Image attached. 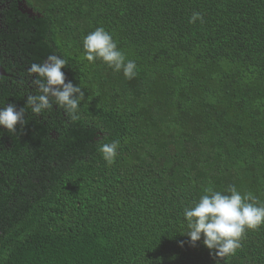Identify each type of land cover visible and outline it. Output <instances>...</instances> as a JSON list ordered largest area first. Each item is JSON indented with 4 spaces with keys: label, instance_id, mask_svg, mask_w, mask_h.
Wrapping results in <instances>:
<instances>
[{
    "label": "trees",
    "instance_id": "obj_1",
    "mask_svg": "<svg viewBox=\"0 0 264 264\" xmlns=\"http://www.w3.org/2000/svg\"><path fill=\"white\" fill-rule=\"evenodd\" d=\"M24 3L22 49L15 18L0 49V65L22 75L21 94L0 75V107L25 121L0 126V264H264V225L221 259L203 237L191 243L184 217L208 188L264 204V0ZM97 27L136 62L135 78L86 59ZM53 54L85 93L78 120L26 103L39 94L31 65ZM114 140L109 165L99 147Z\"/></svg>",
    "mask_w": 264,
    "mask_h": 264
},
{
    "label": "clouds",
    "instance_id": "obj_2",
    "mask_svg": "<svg viewBox=\"0 0 264 264\" xmlns=\"http://www.w3.org/2000/svg\"><path fill=\"white\" fill-rule=\"evenodd\" d=\"M197 20L202 22V16L193 13L189 22L195 23ZM83 47L89 62L100 59L113 71H122L126 79L136 77V62L126 59L112 35L103 27H97L87 34ZM67 64L66 59L53 54L43 64L31 65L29 71L39 77L34 80L39 94L27 96L26 101L33 113L43 114L55 104L64 109L71 120L80 118L79 106L85 93L80 84H74L71 80L66 82L62 69ZM18 124H25L22 109L17 110L13 103L0 107V126L15 133ZM118 147L117 140L100 145L99 151L107 164L115 162ZM226 192L205 189L206 194L194 206L184 210L188 227L185 233L191 243L195 245L203 237V244L209 250H214L215 256L221 259L235 255L237 249L242 247L241 240L246 230H256L264 225V204H260L256 196L252 193L242 194L234 185H230Z\"/></svg>",
    "mask_w": 264,
    "mask_h": 264
},
{
    "label": "flooded vegetation",
    "instance_id": "obj_3",
    "mask_svg": "<svg viewBox=\"0 0 264 264\" xmlns=\"http://www.w3.org/2000/svg\"><path fill=\"white\" fill-rule=\"evenodd\" d=\"M25 0H0V49H6L9 45L8 36L13 32L12 20L15 18L17 21L15 25L17 26V31L19 33V39L16 42V46L22 49V38L20 33H22V6L27 8ZM18 8L16 9V6ZM19 9L20 12L17 10ZM27 11L32 12L31 9L27 8ZM11 44V43H10ZM12 45V44H11ZM0 75L5 77L10 76V84L13 86V91L15 93H22V75L21 74H9L3 65H0Z\"/></svg>",
    "mask_w": 264,
    "mask_h": 264
}]
</instances>
